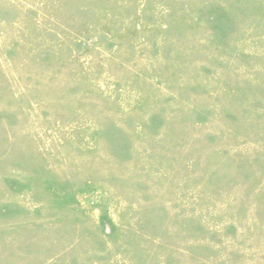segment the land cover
Masks as SVG:
<instances>
[{"label":"rangeland","instance_id":"obj_1","mask_svg":"<svg viewBox=\"0 0 264 264\" xmlns=\"http://www.w3.org/2000/svg\"><path fill=\"white\" fill-rule=\"evenodd\" d=\"M0 264H264V0H0Z\"/></svg>","mask_w":264,"mask_h":264}]
</instances>
